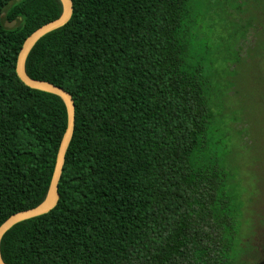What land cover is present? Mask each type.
I'll return each mask as SVG.
<instances>
[{
	"label": "trees",
	"instance_id": "16d2710c",
	"mask_svg": "<svg viewBox=\"0 0 264 264\" xmlns=\"http://www.w3.org/2000/svg\"><path fill=\"white\" fill-rule=\"evenodd\" d=\"M72 1L69 23L40 39L25 65L75 103L60 200L4 235L3 260L257 264L245 259L257 248L239 238L244 191L231 186L217 129L243 62L244 32L227 33L229 6L242 5ZM62 13L61 0H0V226L42 203L52 181L67 107L26 86L16 65L25 40ZM5 19L21 21L7 29Z\"/></svg>",
	"mask_w": 264,
	"mask_h": 264
},
{
	"label": "rangeland",
	"instance_id": "374dc122",
	"mask_svg": "<svg viewBox=\"0 0 264 264\" xmlns=\"http://www.w3.org/2000/svg\"><path fill=\"white\" fill-rule=\"evenodd\" d=\"M243 6L244 10L247 9V18H253L257 25L261 22L262 40L251 50L245 49L243 62L237 65L238 71L230 80L232 90L226 100L227 113L218 117L217 129L221 136H227L225 164L235 180L231 186L239 180L250 186V192L241 194L252 199V203L246 206L250 212L241 221L239 238H243V243L259 249L250 250L245 259L264 264V0H249ZM229 7L230 17L234 18L232 11L235 6L232 4ZM253 8L258 9V13H254ZM221 14L222 9L217 18H222ZM238 17L243 16L238 13L235 18ZM251 43L253 41L249 36L248 44H242L245 48Z\"/></svg>",
	"mask_w": 264,
	"mask_h": 264
},
{
	"label": "water",
	"instance_id": "95a60500",
	"mask_svg": "<svg viewBox=\"0 0 264 264\" xmlns=\"http://www.w3.org/2000/svg\"><path fill=\"white\" fill-rule=\"evenodd\" d=\"M61 1L63 3L62 15L58 19L41 26L25 40L21 48V51L18 55L16 73L20 78V80L26 86L35 90L60 96L64 100L67 107L68 125L59 147L56 164H55V170L53 173L52 181L46 198L42 203H40L38 206L34 208L27 209L11 215L0 226V243L4 235L15 225L24 222L26 220L48 214L49 212H51L53 209L56 208L60 200L59 183L62 178L64 165L66 162V154L71 145L75 132V125H76L75 103L72 95L69 92H67L65 89L58 87L47 81L36 80L31 78L26 72L25 65L31 50L34 48V46L37 44V42L40 39H42L47 34L64 27L71 20L74 12L73 1L72 0H61ZM19 21H21V19L13 20V21H8L5 19L3 23L7 29H14L18 25ZM0 264H8L3 260L1 252H0Z\"/></svg>",
	"mask_w": 264,
	"mask_h": 264
},
{
	"label": "flooded vegetation",
	"instance_id": "af4514ba",
	"mask_svg": "<svg viewBox=\"0 0 264 264\" xmlns=\"http://www.w3.org/2000/svg\"><path fill=\"white\" fill-rule=\"evenodd\" d=\"M228 1H230V3L234 2V1L238 2V4L242 5V10L241 11H238V10L232 11L234 18H228L227 19V23L229 24V30L227 33H229L230 35H237L238 32L241 31V32H244V35L241 39L242 40L241 43H245V44L247 43L248 44L249 36H250L251 40L253 41V43H251V45H247V46H245V48L243 47V44H241L242 45V49H241L242 57H245V49L251 50L252 48H254L256 46V44H258L262 40L260 37L262 24L260 22V25H257L254 22L253 18L252 19L247 18V9L244 10L243 3L245 2V5H246V4H248L249 0H228ZM229 11H231V10L229 9ZM253 12L258 13V9L253 8ZM238 13L242 14L243 17L242 18L241 17L235 18L236 14H238ZM243 52H244V55H243ZM238 182H240L241 187L243 188L244 194L247 192H250L249 191L250 186L244 180H243V182H241L240 180ZM245 187H246V189H245ZM251 195H254V193L251 192ZM243 202H244V207H243L244 213L243 214H247L250 212V208H248L246 206H247V204L252 203V199H249V198L245 197V195H243ZM257 249H259V248H257ZM260 264H262V263H260Z\"/></svg>",
	"mask_w": 264,
	"mask_h": 264
}]
</instances>
